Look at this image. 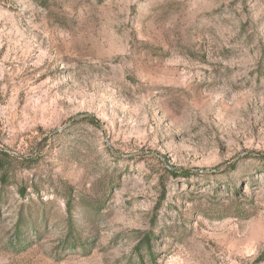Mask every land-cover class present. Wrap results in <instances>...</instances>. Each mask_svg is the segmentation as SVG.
Segmentation results:
<instances>
[{
	"label": "rangeland",
	"instance_id": "rangeland-1",
	"mask_svg": "<svg viewBox=\"0 0 264 264\" xmlns=\"http://www.w3.org/2000/svg\"><path fill=\"white\" fill-rule=\"evenodd\" d=\"M0 264H264V0H0Z\"/></svg>",
	"mask_w": 264,
	"mask_h": 264
}]
</instances>
